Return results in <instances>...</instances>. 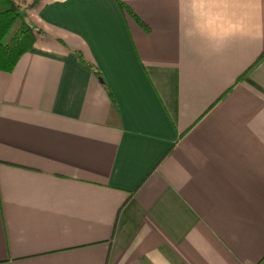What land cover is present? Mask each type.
<instances>
[{
	"label": "crops",
	"instance_id": "obj_1",
	"mask_svg": "<svg viewBox=\"0 0 264 264\" xmlns=\"http://www.w3.org/2000/svg\"><path fill=\"white\" fill-rule=\"evenodd\" d=\"M26 16L36 43L0 70V264H264V0Z\"/></svg>",
	"mask_w": 264,
	"mask_h": 264
},
{
	"label": "trees",
	"instance_id": "obj_2",
	"mask_svg": "<svg viewBox=\"0 0 264 264\" xmlns=\"http://www.w3.org/2000/svg\"><path fill=\"white\" fill-rule=\"evenodd\" d=\"M38 0H0V70L11 72L19 59L33 49L36 35L40 34L28 20L26 10L36 6ZM123 10H128L138 21L140 19L124 3H119ZM141 22V21H140ZM81 54V53H80ZM83 62L95 74L98 69L87 62L82 54ZM264 55L262 56V58Z\"/></svg>",
	"mask_w": 264,
	"mask_h": 264
}]
</instances>
